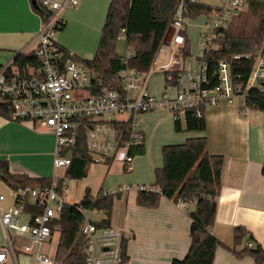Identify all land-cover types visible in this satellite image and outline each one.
<instances>
[{"label":"built area","instance_id":"built-area-1","mask_svg":"<svg viewBox=\"0 0 264 264\" xmlns=\"http://www.w3.org/2000/svg\"><path fill=\"white\" fill-rule=\"evenodd\" d=\"M41 3L50 16L42 23L35 39L33 53L39 66L25 74L16 69L14 61L0 66V100L9 105L11 121L31 123L55 135V170H67L71 166V150L78 145L83 132L95 163L118 161L131 172L137 154L130 151L145 142L141 129L144 115L165 111L174 121L184 122L189 111L201 116L208 106H217L221 101L234 104L238 98L243 99L242 108L248 111L247 92L255 87L264 89V52L255 57L244 88L233 83L225 63L220 64L217 85L210 87L208 79L205 57L212 47L215 32L226 28L235 16L247 9L244 0H227L208 16L195 67L182 50L189 20L184 17L181 1L151 69L146 73L123 70L113 85H105L88 67L74 59V53L63 50L58 43L59 32L66 24L64 12L78 6L79 1L42 0ZM132 55L129 50L124 57ZM163 55L168 59L160 63ZM157 73L165 76L166 89L173 92L165 91L160 96L150 93L149 79ZM51 180L52 185L44 188L14 190L13 206L3 209L0 205L4 235L0 264L8 260L18 264L16 252L19 250L35 264H60L45 254L43 248L53 235L54 221L60 218L67 204L70 187L65 182L60 192L59 177L54 175ZM127 190L122 189V192ZM5 200V196L0 195V204ZM30 208L39 212L33 213ZM84 213L86 220L81 235L86 243V264H122L123 231L112 226L100 228L92 222L91 212ZM20 237H27L30 243L17 246Z\"/></svg>","mask_w":264,"mask_h":264},{"label":"crops","instance_id":"crops-1","mask_svg":"<svg viewBox=\"0 0 264 264\" xmlns=\"http://www.w3.org/2000/svg\"><path fill=\"white\" fill-rule=\"evenodd\" d=\"M48 1L62 3L64 0ZM78 1V6L64 12L66 26L58 43L80 61L93 60L112 0ZM193 1L220 7L226 0ZM207 18L202 17L206 21L198 24L199 31L189 30L186 26V39L194 50L201 47ZM41 27L42 19L32 10L30 0H0V66L12 63L20 53H33ZM150 80L151 77L148 89ZM162 88L161 95L165 91L173 92L170 88L166 89V82ZM242 103L221 101L217 106L206 107L207 127L203 133H177L175 121L168 112L146 114L142 117L141 126L145 142L142 151L137 152L133 170L127 172L118 161H104L107 166L102 171L99 191L92 194L115 195L111 226L124 233L126 253L123 252V256L126 262L122 264H172L174 259H183L187 255L191 245L188 211L194 208V203L180 205L162 198L157 208L150 209L138 204V195L140 187L158 190L154 186L155 172L164 165V146L182 145L189 139L203 137L207 139L209 154L224 159L222 190L217 199L216 221L211 229L220 242L213 264H256L250 256L238 258L234 248L242 251L250 247L255 251L260 246L264 250V112L245 111ZM55 149L56 137L51 131L31 123L14 122L0 115V160L8 162L11 174L46 179L57 175L61 179L65 170L58 175L54 169ZM90 176L91 172L86 179ZM67 184L71 189L70 181ZM122 189L128 190L122 192ZM0 195L4 194L0 191ZM5 198L1 207L7 209L13 206L14 202L9 205ZM93 213L99 220L103 217L101 213L91 212V215ZM237 228L244 229L245 235L236 245ZM57 232L55 230L43 248V252L50 257L53 255L50 247ZM20 239L25 244L30 243L27 237ZM3 243L0 225V246ZM16 257L18 264H35L20 251L16 252ZM4 264L14 263L8 260Z\"/></svg>","mask_w":264,"mask_h":264},{"label":"trees","instance_id":"trees-1","mask_svg":"<svg viewBox=\"0 0 264 264\" xmlns=\"http://www.w3.org/2000/svg\"><path fill=\"white\" fill-rule=\"evenodd\" d=\"M30 1L32 10L41 17L42 23H46L50 16L48 10L40 0H36V5ZM181 1L184 2V17L188 20L208 17L218 9L193 0H112L94 59H74L88 67L105 85L116 84L118 74L126 69L148 72ZM244 1L247 11L235 16L226 28L216 30L212 47L206 53L210 87L218 84L220 64L225 63L229 66L233 83L244 88L251 76L255 57L264 52V0ZM120 37L125 38L126 47L132 51V56L125 58L117 53ZM182 50L185 56H190V45L186 38ZM14 65L21 74H25L30 68L38 67L39 63L34 53H20ZM245 103L249 110L264 112V89L255 87L249 90ZM0 115L11 120V109L2 100ZM174 124L178 133H203L207 127L204 114L198 116L194 111L186 113L184 122L176 120ZM143 146L132 149L130 153L141 152ZM162 155L164 165L155 172L154 186L158 190L143 187L139 190L138 204L154 209L162 198L176 203H194V208L188 211L191 220L189 251L183 259H174L172 264H213L220 242L211 229L216 221L217 199L222 190L224 159L209 154L205 137L189 139L182 145L164 146ZM71 158V166L59 180L60 192L65 182L86 179L95 164L88 152L83 132L78 145L71 150ZM262 173L264 175V167ZM0 178L13 190L52 185L50 178L11 174L8 162L3 160H0ZM114 197V194L105 195L101 192L94 196L88 188L79 203L65 205L60 218L52 225L53 233L55 230L60 233L55 254L60 264H86V243L81 235L86 220L84 212L101 213L103 217L92 222L100 228L110 227ZM30 210L39 212L32 208ZM244 235V229H236V245ZM122 248L125 254V242ZM234 253L238 258L250 256L256 264H264V250L260 246L255 251L250 247L242 251L234 248Z\"/></svg>","mask_w":264,"mask_h":264},{"label":"rangeland","instance_id":"rangeland-1","mask_svg":"<svg viewBox=\"0 0 264 264\" xmlns=\"http://www.w3.org/2000/svg\"><path fill=\"white\" fill-rule=\"evenodd\" d=\"M246 11H247V9L245 10V12ZM202 17H204V16H201V17H199L197 19H194V20H189L188 24H187L188 29L192 30V31H199L200 29L198 28V24H200V23L204 24V22L206 21V19L202 20ZM62 32H63V30H61L59 32L58 38L60 37ZM199 50H200L199 46L195 50L192 47L190 48L189 59L192 61V64L194 65V67H195V65L197 63ZM117 53L118 54H122V55H128L127 53H129L128 49L126 47L125 38H123V37H120V39L118 40ZM167 59H168V56L163 55L161 57V59H160V63L166 62ZM164 85H165V76L163 74L157 73V74H154L153 76H151V80H150V83H149V90H150L151 93L157 94L155 96L161 95V92L163 90L162 86H164ZM236 101H243V99L242 98H238V99H236ZM171 117L173 118L172 115H171ZM174 132H175V130H174ZM181 133H183V132H181ZM106 166L107 165H106V163L104 161H101L100 163H95L92 166L90 178L84 179V180H82L80 182H75V181L70 180L71 189H69V192L66 195L67 203H70V204L79 203L83 199V197H84V195L86 193V188H89V187H90V189L92 187L93 191H91V192L93 194H97L98 191H99L98 190V188H99L98 184L101 181L102 176H103V172L102 171H103V168L106 167ZM57 174L58 175H62L63 174V170L62 169L57 170ZM90 182H92L93 186L91 184L88 185ZM86 185H87V187H86ZM0 191L2 192V194H4L7 197V202H8L9 205L12 202H14L15 191L12 188H10L3 181L0 182ZM91 217H92V220H94V221L95 220H99V217L97 215H95L94 213L91 215ZM59 238H60V234H59V232H57L55 234V236H54L52 246L50 247V252H51V254L53 253V255H51V257H54V254L56 253V249H57ZM23 244H25L23 239L19 238L17 240V246L21 247Z\"/></svg>","mask_w":264,"mask_h":264},{"label":"water","instance_id":"water-1","mask_svg":"<svg viewBox=\"0 0 264 264\" xmlns=\"http://www.w3.org/2000/svg\"><path fill=\"white\" fill-rule=\"evenodd\" d=\"M33 4L36 5V0H32Z\"/></svg>","mask_w":264,"mask_h":264}]
</instances>
